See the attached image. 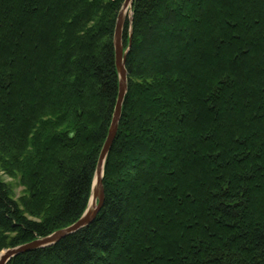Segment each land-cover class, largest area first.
Here are the masks:
<instances>
[{
  "label": "trees",
  "instance_id": "obj_1",
  "mask_svg": "<svg viewBox=\"0 0 264 264\" xmlns=\"http://www.w3.org/2000/svg\"><path fill=\"white\" fill-rule=\"evenodd\" d=\"M125 0H0V252L88 206ZM95 220L7 264H264V0H134ZM130 42V19L123 32Z\"/></svg>",
  "mask_w": 264,
  "mask_h": 264
},
{
  "label": "water",
  "instance_id": "obj_2",
  "mask_svg": "<svg viewBox=\"0 0 264 264\" xmlns=\"http://www.w3.org/2000/svg\"><path fill=\"white\" fill-rule=\"evenodd\" d=\"M134 0H125L121 10L119 11L116 27H115V34H114V45H115V53H116V64L119 73V92L118 97L115 105V110L112 118V122L109 128V132L107 138L103 144L101 149L97 166L95 169L92 187H91V194L90 199L88 202V206L82 216L73 224L57 229L52 233L39 237L33 241L11 247L6 248L0 252V264H7L13 257L17 256L20 253L30 251L37 248L48 247L51 245L56 244L62 238L80 230L81 228L91 224L99 210L101 209L104 198H105V190L103 185V176L105 171V164L109 152L114 144L119 123L122 115V107L125 100V96L128 90V71L126 69V59L129 53V50L132 46V5ZM131 11L130 17V42L128 48L124 50L123 46V32L126 23V16L127 12Z\"/></svg>",
  "mask_w": 264,
  "mask_h": 264
},
{
  "label": "rangeland",
  "instance_id": "obj_3",
  "mask_svg": "<svg viewBox=\"0 0 264 264\" xmlns=\"http://www.w3.org/2000/svg\"><path fill=\"white\" fill-rule=\"evenodd\" d=\"M131 11L129 10L127 12L126 21L127 19H130ZM123 46H124V41H123ZM1 167L2 166L0 165V177L10 185L13 197L15 199H19L20 196L25 193V187L21 184L19 176L13 177Z\"/></svg>",
  "mask_w": 264,
  "mask_h": 264
}]
</instances>
